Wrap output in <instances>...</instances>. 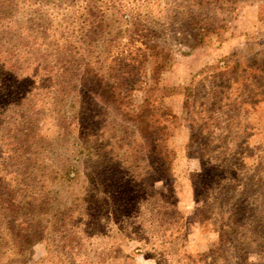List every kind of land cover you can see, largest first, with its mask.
Here are the masks:
<instances>
[{
    "label": "rangeland",
    "instance_id": "374dc122",
    "mask_svg": "<svg viewBox=\"0 0 264 264\" xmlns=\"http://www.w3.org/2000/svg\"><path fill=\"white\" fill-rule=\"evenodd\" d=\"M25 7L21 0H0V264H102L104 259L112 264H158L154 258L135 253L139 242L120 235L123 229L114 221L117 216L123 220L135 212L134 207L124 209L122 205L139 199L136 182L140 180L147 191L167 192L173 185L177 206L188 216L187 252L215 248L218 233L214 222L230 211L237 236L225 246L220 264H235L236 246L242 236L249 260L264 263V77L245 93L252 105L230 112L229 124L214 133L217 135L209 146L216 165L232 167L226 186L229 189L202 191L195 174L201 169L202 150L196 143L186 147L190 126L183 108L191 77L201 68L224 57L241 63L264 61V0L240 1L228 28L212 34L205 44L193 50L173 47L174 55L159 80V89L133 93L136 106L152 101L170 113L167 131L160 136L162 148L175 150L172 172L166 177L151 168L150 153L146 152L145 160L134 158L138 141L130 124L124 131L119 120L112 117L96 121L94 127L90 120L82 135L79 129H83V121L75 116L78 108L68 98L60 100V106L53 105L52 100L44 102L40 106L43 125L39 136L27 140L23 152L15 153L16 159L6 158L10 141L5 126L16 117L13 104L26 88L25 80L15 82L10 69L11 47L22 36L28 16ZM208 86L200 87L201 94ZM50 106L55 113L48 109ZM59 110L68 123L62 132L48 128L57 120ZM97 127L99 131H94ZM83 139L86 148L81 145ZM70 171L68 177L66 172ZM200 191L203 199L196 202ZM209 192L211 196H205ZM202 204H207L210 219L194 217ZM100 212L104 219L98 236L92 225ZM34 215L48 224L41 233L42 240L31 243L24 237L27 222Z\"/></svg>",
    "mask_w": 264,
    "mask_h": 264
},
{
    "label": "trees",
    "instance_id": "16d2710c",
    "mask_svg": "<svg viewBox=\"0 0 264 264\" xmlns=\"http://www.w3.org/2000/svg\"><path fill=\"white\" fill-rule=\"evenodd\" d=\"M21 1L28 16L22 36L11 47L14 52L10 54V69L15 82L25 80L26 88L23 97L13 104L16 117L5 126L4 133L10 141L6 158L16 159L15 153L23 152L26 141L39 136L43 125L40 106L44 102L52 100L57 106L60 100L68 98L78 108L75 116L83 121V129H79L82 135L90 120L95 123L112 117L119 120L124 131L125 125L130 124L138 141L134 158L145 160L148 152L156 174L170 176L175 150L160 146L170 113L152 101L136 106L133 93L151 87L159 89V80L174 55L173 47L193 50L208 42L212 34L225 31L242 0ZM263 77L264 61L241 63L229 57L220 58L192 75L183 100L190 126L186 147L196 143L202 150L201 169L195 174L203 192L216 187L230 188L226 186L233 174L232 167L216 165L209 146L217 135L214 133L229 124L230 112L251 104L245 93ZM207 83V92L201 94L200 87ZM48 109L55 113L53 106ZM59 112L48 128L62 132L68 123ZM81 145L86 148L87 141L83 139ZM108 161L113 163L110 158ZM71 173L66 175L70 177ZM136 184L139 199L122 205L124 209L134 207L135 212L123 220L112 216L123 229L120 235L139 242L135 253L154 258L158 264H220L225 246L237 236L230 211L214 222L218 233L216 247L193 254L184 249L188 216L177 206L173 185L167 192H159L144 190L142 180ZM202 191L196 194V202L203 199ZM205 196H211V192ZM194 217L210 219L207 204L197 208ZM103 219L101 212L94 217L95 235L102 234ZM27 224L28 234L24 238L31 243L41 241L48 223L34 215ZM240 240L235 264H264L249 260L245 236ZM102 264L112 263L104 259Z\"/></svg>",
    "mask_w": 264,
    "mask_h": 264
}]
</instances>
